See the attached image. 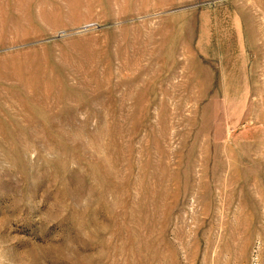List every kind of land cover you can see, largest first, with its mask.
Returning a JSON list of instances; mask_svg holds the SVG:
<instances>
[{
  "label": "rangeland",
  "instance_id": "rangeland-1",
  "mask_svg": "<svg viewBox=\"0 0 264 264\" xmlns=\"http://www.w3.org/2000/svg\"><path fill=\"white\" fill-rule=\"evenodd\" d=\"M0 264H264V0H0Z\"/></svg>",
  "mask_w": 264,
  "mask_h": 264
}]
</instances>
